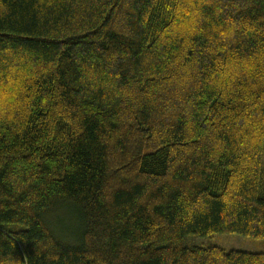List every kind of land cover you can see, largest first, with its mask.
I'll return each mask as SVG.
<instances>
[{
	"label": "trees",
	"instance_id": "16d2710c",
	"mask_svg": "<svg viewBox=\"0 0 264 264\" xmlns=\"http://www.w3.org/2000/svg\"><path fill=\"white\" fill-rule=\"evenodd\" d=\"M219 232L264 239V0H0V264H264Z\"/></svg>",
	"mask_w": 264,
	"mask_h": 264
},
{
	"label": "rangeland",
	"instance_id": "374dc122",
	"mask_svg": "<svg viewBox=\"0 0 264 264\" xmlns=\"http://www.w3.org/2000/svg\"><path fill=\"white\" fill-rule=\"evenodd\" d=\"M57 212L58 213H56L57 215L55 216L54 222H56V226L60 228L62 233L67 232L69 227L78 226L76 221L71 219V215L67 213L65 209L59 210ZM183 242L188 246H218L224 248L225 250L236 249L264 253V239L250 237L243 234L241 235L235 232H219L206 237L186 236Z\"/></svg>",
	"mask_w": 264,
	"mask_h": 264
}]
</instances>
